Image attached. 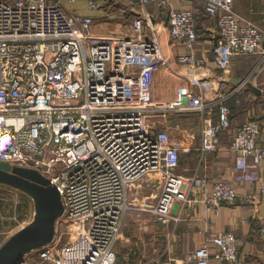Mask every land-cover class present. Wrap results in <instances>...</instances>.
Masks as SVG:
<instances>
[{
	"label": "built area",
	"instance_id": "built-area-1",
	"mask_svg": "<svg viewBox=\"0 0 264 264\" xmlns=\"http://www.w3.org/2000/svg\"><path fill=\"white\" fill-rule=\"evenodd\" d=\"M201 1L217 25L212 47L217 66L228 71L234 56L258 54L254 67L230 91H219L207 73H196L197 91L156 102L151 87L164 59L156 34L146 36L143 18L133 19L130 32L98 36L91 32V16L62 7L76 0H0V161L38 170L64 205L53 240L18 264H120L115 245L130 208L166 223L173 204L186 201L192 187L202 191L210 208L234 200L238 182L262 179L264 146L257 144L255 117L235 129L233 178L211 186L205 175L189 180L175 171L180 146L166 129L155 128V116L198 111L204 114L200 151L216 149L217 134L230 124V101L264 67L263 28L238 13L234 0ZM98 5L87 0L89 9ZM167 23L170 35L192 51L199 36L194 11L171 8ZM178 61L192 68L201 64L193 52ZM149 174L156 201L133 204L129 188ZM64 228L70 236L60 243ZM213 242L212 253L206 245L193 252L196 264H209L211 256L215 264H244L233 232H221Z\"/></svg>",
	"mask_w": 264,
	"mask_h": 264
},
{
	"label": "crops",
	"instance_id": "crops-1",
	"mask_svg": "<svg viewBox=\"0 0 264 264\" xmlns=\"http://www.w3.org/2000/svg\"><path fill=\"white\" fill-rule=\"evenodd\" d=\"M94 1L99 3L94 9L88 8L87 0H76L74 4H62V7L66 11L91 16V32L98 36L130 32L136 17L143 18L147 37L152 32L156 34L164 59L154 74L151 87L152 98L156 102L174 100L189 90L197 91L192 78L196 73H207V79L214 88L222 92L230 91L236 86L230 79L245 78L242 73L247 71L249 74L258 57V54L234 56L232 71L219 68L214 61L212 48L218 37L217 25L215 19L210 18L204 10L201 0H168L164 6L157 5L153 0ZM171 8L191 9L196 14L199 36L192 51L169 33L167 14ZM234 9L264 30V0H234ZM191 52L201 59L197 68L178 61L179 55ZM252 81L260 88V84L264 86V67L254 74ZM212 94L213 91H210ZM260 97L247 87L234 95L230 103L236 109L230 114L229 127L217 134L216 149L204 154L200 151L204 114L179 109L174 113L155 116V128L166 129L172 142L180 146V160L175 171L189 180L193 175H205L208 186L216 180L232 179L235 155L230 144L236 127L250 117L257 118L260 122L257 144L264 146V104L258 103ZM244 101L249 102L243 104ZM194 115L200 116L199 120H194ZM211 118L217 120L216 108L211 112ZM260 169L261 180L238 182L234 200L210 208L201 200L202 191L192 187L186 201L173 204L171 219L166 223L157 221L148 211L130 208L124 215L121 236L115 245L119 263L196 264L192 258L193 252L206 245L212 253L214 238L221 232L231 231L239 240L237 253L244 264H264V195L261 192L264 158ZM153 179L154 174H149L133 183L128 190L133 204H153L156 201ZM209 264H215L212 256Z\"/></svg>",
	"mask_w": 264,
	"mask_h": 264
},
{
	"label": "water",
	"instance_id": "water-1",
	"mask_svg": "<svg viewBox=\"0 0 264 264\" xmlns=\"http://www.w3.org/2000/svg\"><path fill=\"white\" fill-rule=\"evenodd\" d=\"M230 81L238 85L243 78ZM246 87L264 97V89L251 82H247ZM0 183L20 189L33 201L32 219L0 244V264H18L27 253L53 240L55 224L64 205L56 186L34 168L0 161Z\"/></svg>",
	"mask_w": 264,
	"mask_h": 264
},
{
	"label": "rangeland",
	"instance_id": "rangeland-1",
	"mask_svg": "<svg viewBox=\"0 0 264 264\" xmlns=\"http://www.w3.org/2000/svg\"><path fill=\"white\" fill-rule=\"evenodd\" d=\"M233 70V62L230 66V71ZM220 71H222L220 69ZM244 71L242 75L246 77L248 74ZM231 73V72H230ZM250 82L253 83L252 80ZM259 83V81L257 82ZM264 88L263 84H260ZM244 84V88H245ZM249 101H244L247 103ZM263 102L264 98L261 96L258 103ZM231 112L236 108L230 103ZM194 120H199L198 115L192 116ZM34 213L33 201L30 196L18 188L12 187L6 184H0V244L3 243L11 234L28 223ZM64 233L61 236L60 243L69 239V233L66 231L69 229L64 228Z\"/></svg>",
	"mask_w": 264,
	"mask_h": 264
}]
</instances>
